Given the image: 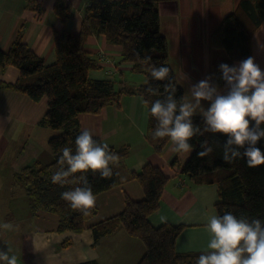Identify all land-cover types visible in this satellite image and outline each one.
I'll list each match as a JSON object with an SVG mask.
<instances>
[{
    "label": "crops",
    "instance_id": "1",
    "mask_svg": "<svg viewBox=\"0 0 264 264\" xmlns=\"http://www.w3.org/2000/svg\"><path fill=\"white\" fill-rule=\"evenodd\" d=\"M152 1L159 12V31L167 39L169 66L184 97L191 99V86L212 77V64L227 59L223 50L211 46L210 38L222 19L236 10L240 0ZM58 2L70 8L65 26L54 14ZM89 2L0 0V49L8 50L21 30L27 47L45 64H54V32L79 33ZM251 48L255 63L264 71V21L252 36ZM85 50L99 66L88 72L89 79L111 81L118 90L122 87L135 90L145 83L143 75L132 73L131 64L120 61L121 47L108 43L104 37L89 36ZM18 77L14 67H7L0 73V84H13ZM220 90L226 94V87ZM202 104L206 109V101ZM46 109V99L34 103L22 94L0 88V175L5 173L11 182L13 174L23 167L34 162L45 165L50 160L51 136L45 135V129L39 126ZM194 116H201L199 110ZM147 125L148 111L137 95L123 94L118 104L105 107L97 116H79L82 131H90L109 147L129 148L127 158L112 167L121 177V184L96 196V214L79 234H59L56 215L44 211L32 213L28 200H14L13 191L9 200L0 205V250H10L9 255L17 257V264H138L145 252L138 239L117 230L95 240L90 228L120 214L126 198L136 202L144 199L141 185L128 176L150 165L158 168L167 182L161 191L158 210L148 218L149 224L153 228L166 224L183 227L175 241L177 253L206 252L210 237L205 225L209 216L217 215V186L197 184L177 174L171 168L176 157L171 142L157 154L156 139L148 134ZM161 217L166 219L162 221ZM4 223H11L13 229H4ZM65 239L70 240V245L62 247Z\"/></svg>",
    "mask_w": 264,
    "mask_h": 264
},
{
    "label": "trees",
    "instance_id": "2",
    "mask_svg": "<svg viewBox=\"0 0 264 264\" xmlns=\"http://www.w3.org/2000/svg\"><path fill=\"white\" fill-rule=\"evenodd\" d=\"M59 2L54 7V14L65 26L70 8ZM263 21L264 0H240L236 10L227 14L213 31L211 46L223 50L227 55L225 61L212 64L213 83L219 89L225 87L219 65L234 66L235 62L252 57V36ZM92 35L104 37L108 43L121 47L120 61L131 64L132 73L144 75L145 83L135 90L126 87L118 90L111 81L89 79L88 72L99 68L85 50V42ZM53 40L56 61L52 65L45 64L42 58L27 47L21 30L8 50L0 49V73L7 67H14L19 72L15 83L2 82L0 88L22 94L34 103L46 99L47 109L39 126L56 133L48 140L53 161L45 165L34 162L23 167L13 174L12 183L24 191L32 213L44 211L58 217L56 231L59 234H79L95 216L96 206L91 209L90 215H82L61 198L62 192L82 185L61 186L51 181L62 154L60 150L70 147L75 153V140L83 132L79 126V116H97L105 107L118 104L123 94L137 95L147 108V131L151 134L157 122L149 115L150 106L153 101L164 98V85L169 82L175 85V98L178 101L184 97V92L178 86L169 66L167 39L159 31V12L155 1L90 0L79 33L55 31ZM149 57V64L170 69L168 80L156 81L151 78L147 71L148 65L142 63ZM149 86L158 88L160 95H149ZM209 106L206 102V109ZM193 122L203 127L201 116H193ZM93 139L102 143L98 138ZM225 140L226 137L211 132L194 136L189 141L192 150L188 153H176L171 168L197 184L217 186V215L223 216L231 212L238 218L243 216L264 221V165L250 168L245 158H238L232 163L225 162L222 147ZM169 141L168 138H156V153L161 154ZM204 141L213 147V152L201 158L197 153L202 150L200 146ZM257 147L264 152V140ZM109 149L120 156L119 163L129 155L128 147ZM240 151L243 152V149ZM112 171L113 175L104 179L98 173H87L95 197L121 184L119 174L113 168ZM128 178L141 185L144 199L136 202L126 198L124 210L120 214L91 226L94 239L123 230L144 246L145 252L138 264H196V260L204 252L180 254L175 250V241L183 230L182 226L166 224L153 228L148 222L149 216L159 208L161 191L167 178L158 168L150 165L129 174ZM69 245L68 239L61 243L62 247Z\"/></svg>",
    "mask_w": 264,
    "mask_h": 264
},
{
    "label": "clouds",
    "instance_id": "3",
    "mask_svg": "<svg viewBox=\"0 0 264 264\" xmlns=\"http://www.w3.org/2000/svg\"><path fill=\"white\" fill-rule=\"evenodd\" d=\"M150 57L142 63L156 81L169 79L170 69L151 65ZM221 79L227 89L223 94L218 85L208 76L190 88L191 99L175 98L176 88L171 82L164 85L166 95L151 103L149 115L156 120L151 130L153 139L168 138L172 151L188 153L192 150L189 141L197 135L211 132L226 137L223 144V159L232 163L245 158L248 167L264 165V152L257 147L264 140V71L255 63L253 57L240 61L237 65H219ZM147 93L159 96L158 88L149 86ZM209 103L205 109L202 102ZM147 104L148 101H145ZM199 110L203 127L193 122ZM197 155L201 158L213 152L207 141L201 144ZM243 149V152L240 150ZM60 152L56 171L51 176L53 184H74V190L61 193V198L73 210L82 215L91 214L96 197L87 179V173L99 174L102 179L113 175L110 165H118L120 156L109 149L107 143L93 139V134L84 130L75 140V153L70 147ZM80 174L79 176L75 174ZM166 218L161 217L164 221ZM2 227L12 230L11 223ZM209 234L207 251L201 254L196 264H264V221L237 217L231 212L223 216L211 215L205 225ZM9 251L0 250V264H17V257Z\"/></svg>",
    "mask_w": 264,
    "mask_h": 264
},
{
    "label": "rangeland",
    "instance_id": "4",
    "mask_svg": "<svg viewBox=\"0 0 264 264\" xmlns=\"http://www.w3.org/2000/svg\"><path fill=\"white\" fill-rule=\"evenodd\" d=\"M46 133H50V136H53L54 134H56L52 130L45 129V135ZM48 151L50 153V160L47 163H51L53 161V155L49 147H48ZM11 153L12 151L7 152L4 157L7 158ZM47 163H44V164H47ZM11 183L12 182L10 181V179L5 178V173H2V175H0V205L5 204L9 200L10 198L9 195L13 193V191H15V193H13L14 200L18 201L20 198H22L21 200L27 199L24 191L20 187H15L13 183H12L13 187H11Z\"/></svg>",
    "mask_w": 264,
    "mask_h": 264
}]
</instances>
